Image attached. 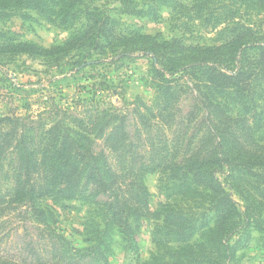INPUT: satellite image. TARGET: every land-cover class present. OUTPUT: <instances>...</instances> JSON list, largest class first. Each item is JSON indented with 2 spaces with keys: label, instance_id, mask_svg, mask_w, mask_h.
Wrapping results in <instances>:
<instances>
[{
  "label": "rangeland",
  "instance_id": "374dc122",
  "mask_svg": "<svg viewBox=\"0 0 264 264\" xmlns=\"http://www.w3.org/2000/svg\"><path fill=\"white\" fill-rule=\"evenodd\" d=\"M245 27L254 34L242 44ZM256 35L264 0H0V118L24 119L36 157L56 128L96 155L124 128L120 152H104L126 190L144 183L152 213L133 217L131 240L107 227V198L83 178L70 199L36 201L12 150L0 162V262L264 264V75L249 109L238 90L204 78L214 62L242 71ZM204 161L238 204L225 233L216 198L188 172ZM26 193L64 241L40 236Z\"/></svg>",
  "mask_w": 264,
  "mask_h": 264
},
{
  "label": "trees",
  "instance_id": "16d2710c",
  "mask_svg": "<svg viewBox=\"0 0 264 264\" xmlns=\"http://www.w3.org/2000/svg\"><path fill=\"white\" fill-rule=\"evenodd\" d=\"M32 2V4H37L38 9L40 8L39 2ZM244 30L246 32L243 33L242 31V44L244 40H250L249 34H254L251 27H245ZM230 44L213 48L205 47L202 51L213 55L215 52L223 51ZM244 45L246 47L252 46L257 52L250 63L244 64L242 58V71H220L214 62L210 67H207L204 78L207 86L214 89L235 88L238 90L242 93V101L245 103L244 109L245 107L249 109L247 104L252 102L254 96L253 82L264 75V36L257 37L256 35ZM214 105V108H218L216 104ZM25 127L24 119L21 117L0 118V162L10 151L15 150L17 152L21 170L25 176V183L30 184L35 200H41L48 196L70 199L72 194L77 191L79 180L83 178L91 185L92 193L107 198L102 204V216L106 220L107 227L118 229L122 231L123 235L134 240L133 217L139 215L148 217L152 214L149 207L148 189L144 183L137 181L134 184L131 183L126 190L122 184V177L114 170L104 152L107 151L110 154L120 152L124 146L121 143L125 140L122 137L126 133L124 128L122 129L119 125L112 128L100 155L94 154V151L88 147H82L80 141L74 139L67 130H64L61 135L56 128L49 131L52 139L55 140V145L44 146L41 150L42 157H36L38 151L29 148L26 142ZM188 172L194 184L205 188L216 198L215 206H217L219 214L216 218L215 231L216 233L221 231L225 233L226 231L223 229L232 220L231 215L236 214L238 204L226 192L221 181L216 178V171L210 170L205 161L190 165ZM84 195L85 192L77 194L78 197L83 198ZM25 200L27 203H32L30 213L41 226V228L38 227L40 236L44 237L46 234V239L50 237V240L64 241L65 238L57 234L58 228L54 226L57 221L53 214L38 207L34 199H30L27 193ZM95 249H99V246H95ZM85 251L88 250H76V253L82 255ZM100 263L109 264V261L102 257ZM0 264L8 263L0 262Z\"/></svg>",
  "mask_w": 264,
  "mask_h": 264
}]
</instances>
